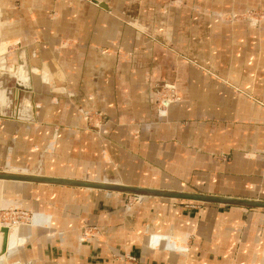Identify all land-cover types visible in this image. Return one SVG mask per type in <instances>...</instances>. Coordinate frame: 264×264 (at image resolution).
<instances>
[{"label": "crops", "instance_id": "obj_1", "mask_svg": "<svg viewBox=\"0 0 264 264\" xmlns=\"http://www.w3.org/2000/svg\"><path fill=\"white\" fill-rule=\"evenodd\" d=\"M101 1L0 0V166L264 200V0ZM8 197L32 218L0 264H264V208Z\"/></svg>", "mask_w": 264, "mask_h": 264}, {"label": "water", "instance_id": "obj_2", "mask_svg": "<svg viewBox=\"0 0 264 264\" xmlns=\"http://www.w3.org/2000/svg\"><path fill=\"white\" fill-rule=\"evenodd\" d=\"M93 1L99 3L102 6L106 5L101 0H93ZM0 178L20 180V181H30L36 183H50V184L67 185V186L92 187L97 189L125 192L129 194H146L151 196L196 200L201 202L235 205V206L250 207V208H264V200L262 199L229 197L224 195L177 191L171 189H156L150 187L125 185L120 183L91 181L87 179H71V178L53 177L48 175L28 174V173H11L2 170H0Z\"/></svg>", "mask_w": 264, "mask_h": 264}, {"label": "rangeland", "instance_id": "obj_3", "mask_svg": "<svg viewBox=\"0 0 264 264\" xmlns=\"http://www.w3.org/2000/svg\"><path fill=\"white\" fill-rule=\"evenodd\" d=\"M251 11L253 13H259L260 11H256V10H248ZM246 11L244 13V16L249 18V16H247V12ZM250 19V18H249ZM251 20V19H250ZM163 92V89L161 90V93ZM165 96L162 95V100ZM167 102V100H164ZM0 169L2 170H6L7 167L5 166H0ZM21 185V184H19ZM18 186V184L15 183H6V182H2L0 181V212L2 213H6V215H4L5 218L0 219V224L2 225V227L6 226L9 228L10 230V226H15L18 224H26L29 223L31 221L32 218V214L24 211V209L19 208V203L14 199V198H9L8 194L10 190H14L16 189ZM132 195V194H131ZM133 196H138V195H133ZM4 200V201H3ZM250 208V207H249ZM12 213V215H11ZM1 227V228H2ZM89 227H94V226H89ZM87 227V228H89ZM85 230L88 231L89 235L88 237L94 235L96 233V227L92 228V230H88L85 227ZM6 252V251H5ZM5 252L1 255L4 258V254ZM0 256V262L3 260V258ZM128 260L131 261H136L137 258L133 257V256H128L127 257Z\"/></svg>", "mask_w": 264, "mask_h": 264}, {"label": "bare ground", "instance_id": "obj_4", "mask_svg": "<svg viewBox=\"0 0 264 264\" xmlns=\"http://www.w3.org/2000/svg\"><path fill=\"white\" fill-rule=\"evenodd\" d=\"M2 170V169H0ZM2 171H7V172H11V173H28V174H37V173H32V172H25L24 170L20 171V170H17L15 168H12L11 166H8L6 170H2ZM40 175H45V174H40ZM49 176V175H48ZM89 180V179H87ZM0 181L2 182H6V183H15V184H21V183H36V182H30V181H20V180H11V179H2L0 178ZM91 181H94V180H91ZM102 182H108V181H102ZM109 183H114V182H109ZM43 184H50V183H43ZM122 184V183H120ZM127 185V184H125ZM88 188H92V187H88ZM92 189H97V188H92ZM158 189V188H156ZM104 190V189H102ZM107 191H112V190H107ZM114 192H119V191H114ZM121 193H125V192H121ZM129 194V193H128ZM132 195H139V196H151V195H146V194H132ZM156 197H159V196H156ZM168 198V197H167ZM171 199H177V198H171ZM178 200V199H177ZM181 200H185V201H193V202H201V201H196V200H186V199H181ZM4 201V200H3ZM201 203H204V202H201ZM205 203H208V202H205ZM262 209V208H261ZM16 230L17 228L16 227H10V237H9V247H14L16 245L17 242V233H16ZM1 233L4 234L5 236V239L4 237L1 238V241H0V248L2 247V243H3V247L2 249L0 250V256L5 252L6 248H7V244H8V240H7V237H8V234H9V228L4 226L0 229V235ZM19 236V235H18ZM3 239V240H2ZM17 246V245H16Z\"/></svg>", "mask_w": 264, "mask_h": 264}, {"label": "built area", "instance_id": "obj_5", "mask_svg": "<svg viewBox=\"0 0 264 264\" xmlns=\"http://www.w3.org/2000/svg\"><path fill=\"white\" fill-rule=\"evenodd\" d=\"M247 16H249V18L251 19V20H254V19H256L257 18V13H253V12H251V11H248L247 12ZM164 98H163V100H177V99H179L180 97L174 92V91H170L169 93H165L164 94ZM171 100V101H172ZM92 228H95V227H89V228H86V229H88V230H92Z\"/></svg>", "mask_w": 264, "mask_h": 264}]
</instances>
